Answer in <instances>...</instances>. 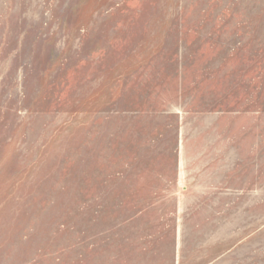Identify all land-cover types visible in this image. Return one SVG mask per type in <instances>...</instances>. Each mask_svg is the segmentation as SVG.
Instances as JSON below:
<instances>
[{
	"label": "rangeland",
	"instance_id": "rangeland-1",
	"mask_svg": "<svg viewBox=\"0 0 264 264\" xmlns=\"http://www.w3.org/2000/svg\"><path fill=\"white\" fill-rule=\"evenodd\" d=\"M0 264H264V0H0Z\"/></svg>",
	"mask_w": 264,
	"mask_h": 264
}]
</instances>
